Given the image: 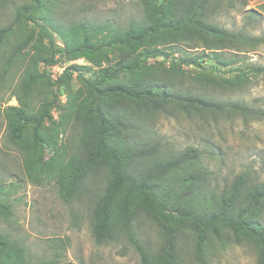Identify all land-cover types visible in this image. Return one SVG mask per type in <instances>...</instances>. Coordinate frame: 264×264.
<instances>
[{"label": "trees", "instance_id": "obj_1", "mask_svg": "<svg viewBox=\"0 0 264 264\" xmlns=\"http://www.w3.org/2000/svg\"><path fill=\"white\" fill-rule=\"evenodd\" d=\"M137 1L141 17L132 18L124 27L86 19L57 20L52 1L29 0L14 8L11 22L0 26V80L6 79L13 66L18 67L12 97L19 105L4 109L9 142L20 150L24 171L33 184L51 180L64 203L85 195L89 202L93 200L91 230L95 239L101 243L123 235L139 254L141 264H182L184 233L193 239L197 264H206L207 249L232 244L253 247L256 264H264V181L256 182L244 172L218 193L209 187L213 172L197 147L163 156L158 142L136 137L144 133L145 126L149 132L147 123L156 115L196 119L204 128L230 113L240 115L244 122L261 118L264 111L213 97L216 93L211 88L215 86L223 92H239L246 84L247 74L237 67L234 76L219 82L200 71L191 77V87L139 75L146 72V61L156 59L168 44L186 43L196 48L193 44L202 42L212 51L210 55H185V48L178 47L175 51L183 58L173 59L170 69L185 74L182 66L201 67L204 58L215 64L214 71L230 67L241 58L223 57L225 45L236 41L256 46L261 40L210 24L208 13L216 0ZM6 4L8 0H0V7ZM17 36L22 39L4 52L8 41ZM36 37L39 42L46 40L57 58H83L87 65H70L52 80L55 56L24 51ZM1 53L6 56L1 58ZM38 64L43 65L41 73ZM82 72L90 74L83 80L86 90L76 91L75 97L68 94L66 112L60 117L62 125H71L74 137L69 147L57 149L41 134L52 103L46 102L45 108L34 112L35 90L44 80L49 85L61 84L74 73L81 78ZM99 177L104 181L101 194L92 190ZM3 191L0 187V207L8 213L6 200L1 198ZM140 213L156 216L163 226L154 263L133 231ZM25 254L23 247L0 234V264H27Z\"/></svg>", "mask_w": 264, "mask_h": 264}, {"label": "rangeland", "instance_id": "obj_2", "mask_svg": "<svg viewBox=\"0 0 264 264\" xmlns=\"http://www.w3.org/2000/svg\"><path fill=\"white\" fill-rule=\"evenodd\" d=\"M28 1L8 0V4L0 7V26L9 24L14 15V8ZM45 1L53 2L52 14L61 21L86 19L98 24L110 22L124 27L132 18L141 17V6L137 0ZM244 2L216 0L210 5L208 13V22L219 29L261 40L256 46L241 45L236 41L225 45L222 50L223 57L241 58L240 62L214 71L212 67L215 64L204 61V58L201 62L199 60L201 67L182 66L185 74H176L171 71L170 66L173 59L183 58L175 51L178 47L185 48V55H210L212 51L204 47L202 42L194 43L196 48H191V44L186 43L168 44L159 50L160 55L156 59L146 61V72L139 75L162 77L174 86L191 87L188 85L191 77L200 71L209 73L219 82L234 76V67H237L247 74L249 80L246 84L239 92H228L229 89L223 92L219 86H215L216 88H211L216 93L213 97L219 102H239L264 111V10L256 1L250 0L246 4ZM21 39V36L10 39L3 51L7 53L11 45ZM38 40L36 37L32 45L24 51L43 57L55 56L57 61L50 68L52 80H56L70 65H87L83 58H57V54L46 40ZM56 42L59 45L58 41ZM6 53H1V58L5 57ZM1 63L2 59L0 65ZM17 69L18 67L13 66L6 79L0 80V187L4 189L1 198L6 200L5 204L9 207L8 213L5 208L0 207V234L23 247L28 258L27 264H51L54 261L75 264H141L139 254L123 235H118L113 241L98 243L91 230L93 200L89 202L85 195L79 200L64 203L51 180L46 179L36 185L26 176L22 154L9 142L4 116L5 108L19 105L12 97V87L18 84ZM43 69V65L38 64L40 73ZM258 69L263 70L258 73ZM89 76L87 72H82L79 78L74 73L68 82L49 85L44 80L36 87L37 98L32 103L33 111L39 112L40 108H45L46 102L52 103L48 109L50 117L42 121L41 134L54 142L57 149L62 145L69 147L74 137L71 125L65 126L60 122V117L66 112L68 94L71 93L75 97L73 94L76 91L84 92L86 89L83 80ZM147 126L149 132L146 133L145 126L144 133H139L136 137L142 141L147 139L158 142L163 156L178 153L187 147H197L201 150L206 157L205 165L213 172L209 187L218 193L229 185L234 177L244 172L249 173L256 182L264 181V115L259 119L244 122L240 115L230 113L225 117H218L216 122H210L208 128H204L196 119L156 115ZM103 186V178L99 177L92 190L101 194ZM156 218L140 213L133 222L135 236L153 263L162 243L159 230L163 226ZM181 244L186 254H183L182 264H197L192 254V237L182 234ZM204 258L206 264H256L257 260L255 249L246 244H232L223 249L209 248Z\"/></svg>", "mask_w": 264, "mask_h": 264}, {"label": "crops", "instance_id": "obj_3", "mask_svg": "<svg viewBox=\"0 0 264 264\" xmlns=\"http://www.w3.org/2000/svg\"><path fill=\"white\" fill-rule=\"evenodd\" d=\"M253 1H256L257 5H259L260 8L264 10V0H253Z\"/></svg>", "mask_w": 264, "mask_h": 264}]
</instances>
